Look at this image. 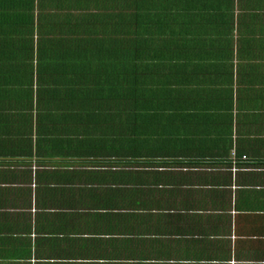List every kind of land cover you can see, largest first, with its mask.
<instances>
[{"label": "crops", "instance_id": "obj_1", "mask_svg": "<svg viewBox=\"0 0 264 264\" xmlns=\"http://www.w3.org/2000/svg\"><path fill=\"white\" fill-rule=\"evenodd\" d=\"M17 1L0 264H264V0Z\"/></svg>", "mask_w": 264, "mask_h": 264}, {"label": "trees", "instance_id": "obj_2", "mask_svg": "<svg viewBox=\"0 0 264 264\" xmlns=\"http://www.w3.org/2000/svg\"><path fill=\"white\" fill-rule=\"evenodd\" d=\"M16 6H19V2L17 0H0V13H2L5 9H9V8L16 7ZM130 6H131L130 0H124V7H130ZM21 8H27L26 10L29 11L28 10L29 4L28 3H25V2H22ZM3 13H6V12H3ZM23 16H27V18L29 19V14H26V15L25 14H22V17ZM30 20H32V18ZM127 20L129 21V16H127ZM20 22H21V18L19 19V15H14L13 17L9 18L8 20H5V21L1 22L0 23V29L7 27V28L11 29V32H12L13 30H17V29L22 28L20 26ZM30 31L31 30H25V32H27L28 34L30 33ZM129 38H130L129 36L128 37H124V39H125L124 40V44L127 43L129 45L131 43V41L129 40ZM85 39H87V38L85 37ZM59 40L65 41V39H63L62 37H59ZM44 42L51 43L53 41L49 39V40L44 41ZM78 43H79V41H78ZM124 55H125V53H124ZM124 55H123L124 66L121 64L123 66V76H124L123 83L126 81V84L129 86V82L127 81V77H128L129 72H130V68H129L128 64H127L128 62L126 61V59L129 58V55L127 57H124ZM97 56L98 55H96V57ZM99 64H100V66L98 67V71L102 72L103 70L106 69L101 63H99ZM42 66H43L42 68H45V69H47V67H48V65H46V66L45 65H42ZM122 66H121V68H122ZM40 67H41V65H40ZM90 69H93V68H90ZM111 70L113 72V68ZM123 83H122V88H123L122 91L125 93V88H124ZM105 85L109 87V86H111V83H105ZM105 85L102 86L99 89V91L104 90L105 89ZM112 87H113V83H112Z\"/></svg>", "mask_w": 264, "mask_h": 264}, {"label": "built area", "instance_id": "obj_3", "mask_svg": "<svg viewBox=\"0 0 264 264\" xmlns=\"http://www.w3.org/2000/svg\"><path fill=\"white\" fill-rule=\"evenodd\" d=\"M245 156H243V158H244Z\"/></svg>", "mask_w": 264, "mask_h": 264}]
</instances>
